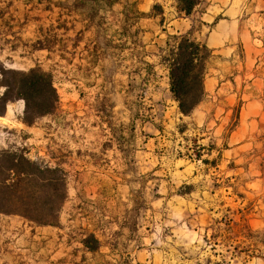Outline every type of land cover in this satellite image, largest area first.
Masks as SVG:
<instances>
[{"label": "rangeland", "instance_id": "obj_1", "mask_svg": "<svg viewBox=\"0 0 264 264\" xmlns=\"http://www.w3.org/2000/svg\"><path fill=\"white\" fill-rule=\"evenodd\" d=\"M237 1L254 36L230 57L211 53L208 70L232 68L197 127L161 61L178 35L175 0H0V64L50 73L59 97L31 126L21 99L8 102L0 152L59 167L67 196L53 226L0 214V264H264V87L245 70L264 63V17L258 0ZM155 4L162 15L140 16ZM253 88L255 119L236 130ZM88 235L95 251L82 247Z\"/></svg>", "mask_w": 264, "mask_h": 264}, {"label": "trees", "instance_id": "obj_2", "mask_svg": "<svg viewBox=\"0 0 264 264\" xmlns=\"http://www.w3.org/2000/svg\"><path fill=\"white\" fill-rule=\"evenodd\" d=\"M101 1L112 6L118 0ZM175 2L177 10L189 16L200 0ZM156 11L160 15L163 13L158 4L152 6V12ZM170 39L173 44L166 43L161 61L168 71L169 91L179 112L187 116L204 97L203 79L211 51L204 43L191 38L190 32L173 35ZM0 75L3 76L0 85L8 89L0 96V115L7 103L16 99L26 101L21 121L27 126L55 111L59 97L50 73L37 68L28 71L6 69L0 64ZM60 191L62 193L58 194ZM65 191L66 176L59 167L50 168L30 161L22 153L0 152V214L19 216L35 226L56 225L67 199ZM82 245L88 251H95L99 241L88 235Z\"/></svg>", "mask_w": 264, "mask_h": 264}, {"label": "crops", "instance_id": "obj_3", "mask_svg": "<svg viewBox=\"0 0 264 264\" xmlns=\"http://www.w3.org/2000/svg\"><path fill=\"white\" fill-rule=\"evenodd\" d=\"M258 2L261 5L260 14L258 15L260 17H264V0H258ZM246 7L247 3H240L237 0H200L198 5H196L189 16H185L175 9L174 13L176 18H174L173 21H170L168 26L173 27L176 34L179 35L187 33L195 23H198V32L202 38L197 40L210 48L212 56L230 57L232 54H234V45L237 44L238 41H243L245 39L249 40L252 39V36H254L253 31L246 28ZM140 12L143 14L142 16H145L148 19H154L157 17L153 15L152 7L149 13H144L142 11ZM160 28H164L163 24ZM162 32H165L164 29ZM254 51H256V54H260L258 50H251V52ZM231 68L232 66L228 62L221 65L215 64L209 70L207 68L203 79V100L190 115L183 116L180 114L184 120H188L187 122L190 125H195L197 127H208V120L212 116L211 108L208 107H213L212 100H214V95L219 94L220 90L222 91V94H224L223 88L225 87V84L229 83V81L225 80L226 76L224 75L222 77L221 74L230 72ZM245 70L247 73H253V77H249L250 80H252L250 86L258 88L264 87V73L263 77L260 78L261 70L264 71V63H258L255 66L249 67ZM245 70L243 71L245 72ZM243 76L244 77H237V80L244 81V78H246L245 74H243ZM253 90L254 88L252 89V94L247 98V103L243 102L242 104L239 123L236 127V130L246 125L243 124V121L247 120L252 122L255 119L254 117L257 112L256 105H258L260 101H258V99L253 100L255 99V96H253ZM251 98L253 101L249 102ZM226 100H228L229 106V102L234 99L231 95H228ZM229 111V107H226V114L223 116L224 120L229 119Z\"/></svg>", "mask_w": 264, "mask_h": 264}, {"label": "clouds", "instance_id": "obj_4", "mask_svg": "<svg viewBox=\"0 0 264 264\" xmlns=\"http://www.w3.org/2000/svg\"><path fill=\"white\" fill-rule=\"evenodd\" d=\"M3 79V76L0 75V80ZM7 86L6 85H0V95H3L7 91ZM18 103L21 105V108L23 109V106L25 105L26 101L21 99L18 101ZM6 136V133L0 132V147L7 148L8 145L5 143L4 137Z\"/></svg>", "mask_w": 264, "mask_h": 264}]
</instances>
